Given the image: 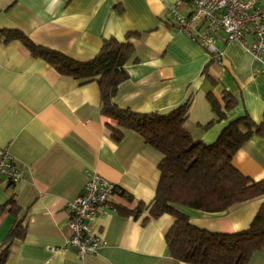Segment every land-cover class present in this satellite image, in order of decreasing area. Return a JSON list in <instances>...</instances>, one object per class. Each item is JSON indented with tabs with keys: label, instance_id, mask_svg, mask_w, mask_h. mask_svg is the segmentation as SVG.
<instances>
[{
	"label": "crops",
	"instance_id": "obj_1",
	"mask_svg": "<svg viewBox=\"0 0 264 264\" xmlns=\"http://www.w3.org/2000/svg\"><path fill=\"white\" fill-rule=\"evenodd\" d=\"M191 1V0H190ZM183 0L181 12L190 9ZM264 7V0H252ZM179 0H0V148L20 173L8 184L0 179V246L17 222V237L6 264H183L170 256L165 233L173 218H138L107 211L89 224L106 242L97 254L78 256L65 250L69 237L67 203L82 191L87 171L115 184L114 206L148 205L159 180L160 154L136 133L114 141L99 112L95 82L78 85L34 58L18 41L2 33L18 30L32 41L85 61L104 40L131 39L128 78L118 85L114 103L135 113L167 114L189 100L186 131L205 144L216 141L229 122L247 116L264 121V76L238 44L216 47L213 59L178 31L168 11ZM187 13V12H186ZM250 43V37L246 38ZM212 97L223 117L212 112ZM234 101L224 110L225 98ZM232 165L254 181L264 179V136L253 135L234 154ZM11 202L8 204V201ZM264 197L235 204L224 212L178 208L189 222L209 232L248 229ZM247 264H264V249Z\"/></svg>",
	"mask_w": 264,
	"mask_h": 264
},
{
	"label": "trees",
	"instance_id": "obj_2",
	"mask_svg": "<svg viewBox=\"0 0 264 264\" xmlns=\"http://www.w3.org/2000/svg\"><path fill=\"white\" fill-rule=\"evenodd\" d=\"M182 3L179 0L177 7ZM137 36L127 33L124 41L104 40L96 56L81 61L36 43L18 30L2 33L5 43L20 42L32 57L43 60L60 76L78 85L95 82L100 91L99 112L106 119L105 125L114 141L132 131L160 154L159 180L151 203H138L132 210L113 205V209L134 218L142 212L152 219L170 215L173 222L164 238L170 256L180 263L247 264L254 252L264 249V202L248 229L240 233L200 229L178 208L220 213L235 204L264 197V179L254 181L232 165L234 154L246 141L253 135L264 136V121L256 124L247 116L238 118L229 122L216 141L205 144L184 128L189 100L167 114H140L118 107L113 99L118 85L128 78L125 65L133 56L131 39ZM207 98L212 112L223 117L217 102L209 95ZM233 102L226 97L223 109L229 110ZM117 193L128 201L131 199L120 191ZM18 225L14 222L0 246V264H6Z\"/></svg>",
	"mask_w": 264,
	"mask_h": 264
},
{
	"label": "built area",
	"instance_id": "obj_3",
	"mask_svg": "<svg viewBox=\"0 0 264 264\" xmlns=\"http://www.w3.org/2000/svg\"><path fill=\"white\" fill-rule=\"evenodd\" d=\"M190 9L182 14L175 5L168 11L178 31L202 47L210 57L220 59L223 53L216 47L221 41L225 47L238 44L260 66L264 76V7L252 0H191ZM251 42L247 43L246 38ZM16 183L20 173L6 149L0 148V179ZM81 193L67 203L69 237L65 250L78 256L97 254L106 246L104 239L91 232L89 224L113 209L112 199L118 192L115 184L99 174L87 171Z\"/></svg>",
	"mask_w": 264,
	"mask_h": 264
},
{
	"label": "rangeland",
	"instance_id": "obj_4",
	"mask_svg": "<svg viewBox=\"0 0 264 264\" xmlns=\"http://www.w3.org/2000/svg\"><path fill=\"white\" fill-rule=\"evenodd\" d=\"M187 10L182 11V14H186Z\"/></svg>",
	"mask_w": 264,
	"mask_h": 264
},
{
	"label": "water",
	"instance_id": "obj_5",
	"mask_svg": "<svg viewBox=\"0 0 264 264\" xmlns=\"http://www.w3.org/2000/svg\"><path fill=\"white\" fill-rule=\"evenodd\" d=\"M185 1H190V0H185Z\"/></svg>",
	"mask_w": 264,
	"mask_h": 264
}]
</instances>
